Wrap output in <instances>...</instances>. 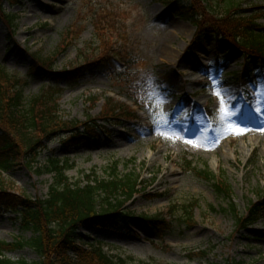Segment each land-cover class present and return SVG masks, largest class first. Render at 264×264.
Here are the masks:
<instances>
[{"label": "rangeland", "instance_id": "rangeland-1", "mask_svg": "<svg viewBox=\"0 0 264 264\" xmlns=\"http://www.w3.org/2000/svg\"><path fill=\"white\" fill-rule=\"evenodd\" d=\"M244 3L246 11L258 6L263 14L264 0ZM101 4L109 7L118 27L110 34L111 46L120 49L122 59L130 57V68L114 81L99 69H75L83 63L80 51L96 42L91 15L102 9ZM5 8L19 17V25L10 38L0 20V67L26 85L21 86L25 101L36 96L52 98L58 93L60 116L84 122L101 115L107 98L132 106L126 93L132 94L130 87L135 84L139 87H135V95L148 109L137 112L135 120H121L120 126L101 122L105 131L81 145L67 148L62 135L45 142L40 168L45 170L50 160L69 161L73 169L67 174L73 182L94 171L104 178L114 162H120L122 175L140 174L147 181L156 178L149 190L154 198L139 196L128 205L127 214L134 216L132 219L121 218L111 227H81L78 236L82 245L101 243L110 255L148 264H264V220L236 234L235 221L225 211L228 201L186 167V160L193 161L197 169L208 168L223 176L232 189L233 203L242 213L250 202L258 201L264 190V132L258 129L264 127V120L244 98L264 91V68L253 64L251 75L247 74L240 51L209 33L195 42V26L153 0H20L14 6L5 4ZM259 24L264 27V16ZM75 30L81 31L80 38L58 57L55 66L60 77L32 70L33 56L41 53L49 57L64 51V37ZM120 66L118 63L117 68ZM171 72L178 76L174 89L162 84ZM214 81L231 89L236 97L232 102L235 116L222 119L218 114L219 99L211 94ZM161 94L167 97L166 103L161 102ZM94 96L98 98L95 105L89 101ZM229 123L250 130L243 135L228 134L225 127ZM186 139L200 146L187 144ZM4 178L18 192L34 199L46 198L52 184L51 175H40L24 162L14 165ZM190 205H195L193 225L185 219V208ZM159 214L167 218L164 233L147 229L137 219ZM15 218L13 213L0 210V241L32 238ZM195 253L206 256L192 258ZM7 257L30 263L40 260L31 248Z\"/></svg>", "mask_w": 264, "mask_h": 264}, {"label": "trees", "instance_id": "trees-1", "mask_svg": "<svg viewBox=\"0 0 264 264\" xmlns=\"http://www.w3.org/2000/svg\"><path fill=\"white\" fill-rule=\"evenodd\" d=\"M153 1L165 6L170 14L195 26V42L209 33L218 41L228 42L233 50L240 51L245 58L244 71L247 74L252 73L253 64L264 68V27L259 24L264 16V12L261 13L262 7L251 6L247 10L252 11L250 14L244 8V0H179L180 4L171 0ZM19 2L20 0H0V20L7 27L10 38L17 33L19 17L8 13L5 4L14 6ZM101 5L102 9L91 15L96 42L80 51L79 59L83 63L75 69L81 72L99 69L114 81L116 77H123L130 68V57L125 55L126 58L122 59L120 49L115 44L114 47L111 46L110 34L118 31V27L109 7ZM80 33V30L70 31L64 37V51L49 57H44L41 53L33 56L32 70L41 72L43 76L60 77L55 69L58 57L80 38ZM97 43L99 46L95 48ZM118 63L121 64L119 68ZM86 66L90 68L85 70ZM177 80L176 72H171L162 79V84H170L168 89H174ZM21 86L26 85L0 67V210L13 213L21 228L32 233V238L17 239L12 243L0 241V264H148L136 262L130 257L110 255L101 243L82 245L78 230L92 225L111 227L121 218L132 219L134 216L127 214L128 205L139 196L154 198L149 190L156 178L147 181L140 174L122 175L119 170L120 162H114L104 178L94 171L83 175L82 180L73 182L67 174L73 169L69 161L50 160L45 170L39 166V159L46 150L45 142L58 135L64 136L62 143L70 148L90 141L98 133L105 131L101 122L116 127L120 126L121 120L137 119V112L148 110L140 97L135 95L137 86L131 85L132 94L126 93L133 101V106L107 98L101 115L84 122L69 121L60 116L58 93L52 94V98L36 96L27 102L24 99V87ZM89 101L95 105L98 98L90 97ZM20 162L40 175L52 176L46 198L28 197L18 192L16 186L4 178V174ZM194 165L193 161L186 160V167L190 172L211 183L215 194L228 201L225 211L235 221L236 234L247 231L264 220V190L260 192L258 201L250 202L247 211L242 213L233 203L232 189L223 176H216L208 168L199 170ZM194 209L195 205L185 208L188 225L194 224ZM137 219L151 231L164 233L167 229L168 222L164 214L140 215ZM25 248L34 250L40 260L30 263L25 260L13 261L7 257L8 253ZM192 256L205 257L206 254L195 253Z\"/></svg>", "mask_w": 264, "mask_h": 264}, {"label": "snow or ice", "instance_id": "snow-or-ice-1", "mask_svg": "<svg viewBox=\"0 0 264 264\" xmlns=\"http://www.w3.org/2000/svg\"><path fill=\"white\" fill-rule=\"evenodd\" d=\"M211 94L215 95L219 99L218 114L221 116L222 119L224 116H235L237 114V111L233 109L232 105V102L236 99V97L233 96L231 89L227 87L218 86L217 83L214 81L213 91L211 92ZM160 99L162 103L167 102V97L162 94L160 96ZM246 102H251L253 110L256 112L258 117L264 120V91H257L256 97H246ZM249 130V128L238 126L236 123H229L225 127L226 133L235 135H243ZM258 130L264 132V127H261ZM161 134L164 135L166 138H174L167 133ZM184 142L193 146H200L197 141L192 139H186Z\"/></svg>", "mask_w": 264, "mask_h": 264}]
</instances>
